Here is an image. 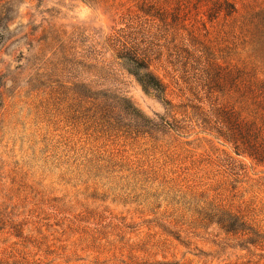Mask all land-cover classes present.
<instances>
[{"label": "rangeland", "instance_id": "rangeland-1", "mask_svg": "<svg viewBox=\"0 0 264 264\" xmlns=\"http://www.w3.org/2000/svg\"><path fill=\"white\" fill-rule=\"evenodd\" d=\"M227 1L238 13L209 19L205 0H0V264H264L262 248L214 245L225 238L217 229L184 247L148 225L142 202L164 182L233 203L264 233V167L202 132L190 107L208 109L198 78L210 58L264 100V0ZM133 34L148 36L173 108L115 59L116 40ZM87 86L111 91L90 99ZM121 97L150 122L182 129L135 133ZM214 97L243 117L256 112L250 95ZM239 164L236 177L229 168Z\"/></svg>", "mask_w": 264, "mask_h": 264}, {"label": "trees", "instance_id": "trees-1", "mask_svg": "<svg viewBox=\"0 0 264 264\" xmlns=\"http://www.w3.org/2000/svg\"><path fill=\"white\" fill-rule=\"evenodd\" d=\"M200 1L198 0L196 4ZM205 3L211 4L208 10L209 19H214L221 11H225L227 16L238 13L236 7L227 0H205ZM161 10L157 11L156 15L163 19L169 10L167 8ZM156 15L152 14V16ZM262 18L264 20V13ZM137 39H141V41ZM116 42L118 44L114 51L115 59L123 63L126 71L134 77L146 94L154 96L165 106L173 108L171 102L166 99V83L151 69L152 59L149 45L151 42L148 36L138 38L133 34V36H124L122 41L116 40ZM198 79L199 85L204 86L207 94L208 109L206 110L199 105L190 106L196 125L201 128L202 132H207L209 135H213L215 139L229 144L236 156H247L256 165L264 167V100H259L257 95H254L252 85H239L241 74L238 75V72L223 68L211 58L205 61L201 76ZM259 89L263 91L261 94L264 93L263 86ZM110 91L109 89H93L87 86L83 89V96L90 99H98L96 98L98 96L108 98L106 94ZM231 91L241 93V97L250 95L253 98L256 108L253 117H243L241 111L233 105L218 103V99L214 97L215 93L224 96ZM120 100L122 101L120 104L121 111L138 123V128H134L135 133L162 132L166 128L174 131L182 129L179 126L172 127L169 122L162 118L160 124L150 122L141 116L126 98L121 97ZM127 128L123 126L112 127L113 130L117 131ZM128 134L130 133L128 132ZM238 167L232 165L229 168L231 174L236 177L239 175L238 171L242 170L240 164ZM147 181L145 180V182ZM233 182L238 183L236 178ZM163 183L159 185L161 187L160 192L157 189L154 192L148 191L142 201L146 203V207H151V211H153V213L151 212L154 215L153 220H146L148 225H154L162 234L172 237L186 248L191 245L189 235L198 238L200 232L207 233L209 229H217L225 236L218 243L212 242L218 247L223 243L226 244V241L232 238L237 242L236 247L241 251H249L251 247L264 249V233L233 203L223 204L208 200L204 194H182L178 190H174L173 187L165 188ZM235 189L236 185L231 183V191ZM162 202L166 203V207L171 208L170 213L167 214L165 211L158 214L155 212L162 207ZM9 221H12L9 223V228L13 231V235L18 239H24L23 229L20 228L21 224L11 219ZM0 226V230L4 228L2 221H0ZM182 234L185 237H182Z\"/></svg>", "mask_w": 264, "mask_h": 264}]
</instances>
